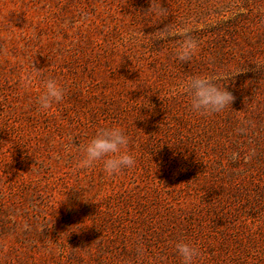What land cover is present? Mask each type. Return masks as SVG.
I'll return each instance as SVG.
<instances>
[{
	"label": "rangeland",
	"instance_id": "1",
	"mask_svg": "<svg viewBox=\"0 0 264 264\" xmlns=\"http://www.w3.org/2000/svg\"><path fill=\"white\" fill-rule=\"evenodd\" d=\"M185 23L180 62L161 37ZM196 75L231 104L194 113ZM50 78L65 94L42 110ZM109 127L135 165L77 168ZM179 242L264 264V0H0V264H182Z\"/></svg>",
	"mask_w": 264,
	"mask_h": 264
},
{
	"label": "clouds",
	"instance_id": "2",
	"mask_svg": "<svg viewBox=\"0 0 264 264\" xmlns=\"http://www.w3.org/2000/svg\"><path fill=\"white\" fill-rule=\"evenodd\" d=\"M191 31L186 23L182 26L169 25L161 37L180 38L175 49V57L180 62H189L198 50V42L191 36ZM220 79L216 76L196 75L180 82L177 91L190 97V108L194 113H220L233 100L225 84L219 83ZM43 89L38 98L42 110L49 109L53 102L61 101L65 94L63 87L51 78L44 81ZM128 143L129 139L120 127L100 128L83 146V155L76 167L89 169L100 164L106 174H118L136 163L135 156L127 151ZM175 248L182 264H195L201 256L200 249L189 243L179 242Z\"/></svg>",
	"mask_w": 264,
	"mask_h": 264
}]
</instances>
